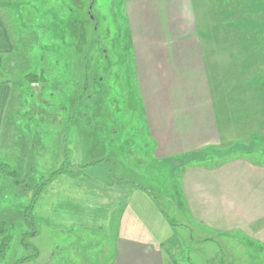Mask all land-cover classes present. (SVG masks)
Wrapping results in <instances>:
<instances>
[{
    "label": "rangeland",
    "instance_id": "374dc122",
    "mask_svg": "<svg viewBox=\"0 0 264 264\" xmlns=\"http://www.w3.org/2000/svg\"><path fill=\"white\" fill-rule=\"evenodd\" d=\"M9 1L3 11L14 27L18 52L15 79L23 115L19 118V147L13 151L15 162L10 160L18 172L12 178L0 170V221H5V231L11 234L0 264H113L104 255V233L78 226L61 231L47 223L46 215L38 218L36 211H32L34 226L29 228L20 216L18 207L29 202L33 185L63 164L58 151L66 139L61 130L67 125L73 134L72 150H77L74 145L79 140L85 150L81 161L87 164L107 160L112 179L134 180L156 195L165 216L173 223V237L164 244L167 264H264V182L261 199L232 203L231 215L225 219L231 226L219 233L190 215L182 188L186 171L182 161L156 162L151 158L133 73L127 13L131 0ZM227 1L191 0L202 39L206 40L203 43L209 49H219L210 53L214 62L221 65L225 60L223 66L237 69L241 75L243 66L248 79L256 73L255 78L264 82V52L257 54L263 55L261 59H247L249 51L242 48L240 33L231 26L247 27L252 23V13L242 8L253 0ZM228 5L240 7L232 13L230 7L223 10ZM255 14L260 20L261 14ZM27 73H37L40 78L29 83L24 78ZM261 92L264 97V87ZM78 128L81 133L77 137L74 132ZM51 130L56 136H48ZM236 143L231 144L229 160L224 164L231 162L227 171L232 176V197L240 198L244 187L238 177H242L240 157L248 161L251 156L256 158L258 149L241 150L244 148ZM21 146L24 153L20 155ZM34 153L40 157L38 162L29 159L31 154L36 158ZM15 179L24 187L19 188L21 192L16 197L12 194ZM214 181L218 191L227 187L223 180ZM250 182L254 185V180ZM44 193L45 189L39 196L38 213L44 205Z\"/></svg>",
    "mask_w": 264,
    "mask_h": 264
},
{
    "label": "crops",
    "instance_id": "0c3cea01",
    "mask_svg": "<svg viewBox=\"0 0 264 264\" xmlns=\"http://www.w3.org/2000/svg\"><path fill=\"white\" fill-rule=\"evenodd\" d=\"M7 3L10 1L0 0V162L15 168L13 151L22 135L19 118L23 108L15 79L18 52L14 27L3 11ZM127 7L133 73L151 158L156 162L182 161L186 170L182 188L190 215L219 233L225 231L231 226L225 219L231 215L235 200H259L263 195L264 82L252 76L248 79L243 66L241 75L237 69L223 66L225 60L221 65L214 62L210 53L219 49L205 47L191 0H131ZM68 126L61 130L66 139L58 153L62 163L66 160L70 164L67 168L75 171L66 169L46 182L41 191L45 189L43 208L38 213L40 195L33 207L37 217L46 215L47 223L61 231L78 226L104 233V255L113 264H167L164 244L173 237V223L156 195L134 180L112 179L107 160L81 161L85 150L80 140L74 145L77 150H72L73 134ZM79 130L74 132L77 137ZM48 136H56L55 130ZM233 142L244 148L241 150L258 149L256 158H249L252 161L240 157L241 199L232 197V176L227 171L231 162L224 164ZM22 149H18L20 155ZM35 155V159L33 154L29 158L32 162L40 158ZM216 179L227 187L216 190ZM18 183L16 179L12 182L15 197L21 192L19 188H24ZM23 207H18L21 218Z\"/></svg>",
    "mask_w": 264,
    "mask_h": 264
},
{
    "label": "trees",
    "instance_id": "16d2710c",
    "mask_svg": "<svg viewBox=\"0 0 264 264\" xmlns=\"http://www.w3.org/2000/svg\"><path fill=\"white\" fill-rule=\"evenodd\" d=\"M221 1V0H219ZM228 2L227 0H223ZM254 1V0H253ZM253 1H248L245 5L244 8H242L243 11L246 12H251L252 14V23H249V26L247 27H239L238 26H233L234 27V31L240 33V40L242 41L241 45L242 48L246 51H249V55L246 57L247 59H261V57L264 55V15L262 16V14H264V0H256L254 3V6H251V2ZM259 3H262L259 5ZM251 6V7H249ZM230 7V11L236 9L237 7H240L238 5L235 6H231L228 5L227 8H224L223 10H226ZM215 8L220 9L218 6ZM223 8V7H222ZM221 8V9H222ZM254 9H257L254 11ZM259 12V14H261L260 20L259 18L255 17V13ZM233 13V11H232ZM254 30H257V32H255ZM245 32V33H244ZM245 41V42H244ZM258 53H263L262 56L258 57ZM247 70V69H246ZM256 73H254V75L252 76L254 79L258 80V78H255ZM29 83L30 82H34V81H38L39 80V74L37 73H27L25 74V77ZM260 78V77H259ZM100 161V159L96 160L95 162ZM67 167H70V164L65 160V162L59 167L54 169L53 171L50 172V174L48 175V177L46 179H44L41 182H37L34 186H33V193L32 196L29 200V202L24 205L23 207V220L25 221L26 225L29 228H32L33 225V220H32V211H33V207L34 204L37 201L38 196L40 195L43 186L46 184V182L50 179H52L54 176H57L61 173H63ZM0 170H2L3 173L9 174L10 176L15 177V175L17 174V171L15 169H11L9 164L7 163H2L0 162ZM13 174V175H11ZM31 217V219H30ZM6 227L4 225V223L2 225H0V257H2L6 251V249L8 248L9 244H10V240H11V234L8 233L7 231H5ZM28 233V232H25ZM25 237L24 235L22 236V238ZM23 242V240H22ZM28 257H24V259H26Z\"/></svg>",
    "mask_w": 264,
    "mask_h": 264
}]
</instances>
